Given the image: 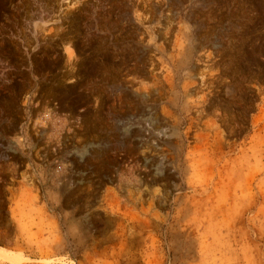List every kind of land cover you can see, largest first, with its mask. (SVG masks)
<instances>
[{
  "label": "rangeland",
  "instance_id": "rangeland-1",
  "mask_svg": "<svg viewBox=\"0 0 264 264\" xmlns=\"http://www.w3.org/2000/svg\"><path fill=\"white\" fill-rule=\"evenodd\" d=\"M0 254L264 264V0H0Z\"/></svg>",
  "mask_w": 264,
  "mask_h": 264
},
{
  "label": "bare ground",
  "instance_id": "bare-ground-1",
  "mask_svg": "<svg viewBox=\"0 0 264 264\" xmlns=\"http://www.w3.org/2000/svg\"><path fill=\"white\" fill-rule=\"evenodd\" d=\"M8 253V252H7ZM3 254V253H2ZM2 254H0V257H3V255Z\"/></svg>",
  "mask_w": 264,
  "mask_h": 264
}]
</instances>
